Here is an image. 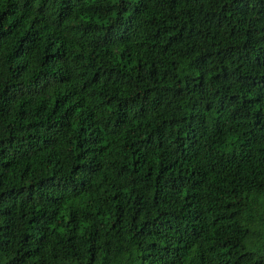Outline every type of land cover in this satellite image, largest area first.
<instances>
[{"label":"trees","instance_id":"16d2710c","mask_svg":"<svg viewBox=\"0 0 264 264\" xmlns=\"http://www.w3.org/2000/svg\"><path fill=\"white\" fill-rule=\"evenodd\" d=\"M0 264H264V0H0Z\"/></svg>","mask_w":264,"mask_h":264}]
</instances>
